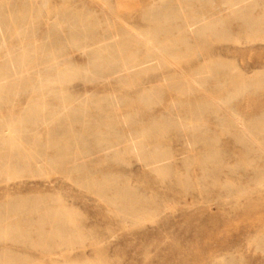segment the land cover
Instances as JSON below:
<instances>
[{
	"label": "rangeland",
	"instance_id": "rangeland-1",
	"mask_svg": "<svg viewBox=\"0 0 264 264\" xmlns=\"http://www.w3.org/2000/svg\"><path fill=\"white\" fill-rule=\"evenodd\" d=\"M237 2L0 0V78L7 53L25 73L0 93V264H264V0Z\"/></svg>",
	"mask_w": 264,
	"mask_h": 264
},
{
	"label": "bare ground",
	"instance_id": "bare-ground-1",
	"mask_svg": "<svg viewBox=\"0 0 264 264\" xmlns=\"http://www.w3.org/2000/svg\"><path fill=\"white\" fill-rule=\"evenodd\" d=\"M231 1V0H229ZM236 1H239L237 3H234L232 4V7L236 6V5H239V4H243V3H246L247 1H250V0H236ZM239 7V6H238ZM236 13V12H235ZM107 19V18H106ZM108 22V19L106 20ZM203 21V20H201ZM201 21H196V22H187L185 27L187 29V31H190V32H193L194 31V28L196 26L199 25V23ZM206 23V22H205ZM109 24V22H108ZM133 31H134V34L136 36V38L141 41L142 43H144L146 46H148L153 52H160V48L158 45H156L154 43V40L151 36H148L146 35L145 33L141 32L140 30L134 28V27H130ZM118 33V32H117ZM120 36L118 35V38ZM117 38V35H114L113 36V39L116 40ZM3 39H4V28L0 22V41L3 43ZM23 44V43H22ZM115 46L119 47V43L118 41L116 40L115 41ZM23 47V46H22ZM9 51V50H8ZM24 52V51H23ZM7 59H8V69H9V74L6 75V72L3 73L2 75V78H0V93L1 92H4L6 90L7 87H9V85L12 84V81L10 80L11 78H13L14 80H18V79H21L24 77V72H22L17 64V60L16 58L12 57L9 53H7ZM24 55V54H23ZM121 62L123 63V68L125 70L128 71L129 67L128 65L124 62L123 58L121 59ZM30 71H28L29 73ZM128 73V72H127ZM30 76V75H29ZM40 78V77H39ZM183 78L185 79V81L188 83V84H194V85H197V87L199 89H202V84L201 82L199 81V78H197L196 76H188L186 74H183ZM22 80V79H21ZM218 107V109H223L226 111V113L224 114V117H225V120H226V123L228 122H231L233 123L234 125H236L238 127V129L242 132V134L245 136V137H250L252 139L253 137V134L251 133V131L247 128L246 124L243 126V125H239L235 119L232 118L233 115H235V111L234 109L230 108L229 106H226L224 105L223 101L221 99H217V101H214ZM7 122V131L9 133V137L8 139L12 140V141H16L17 140V133L19 132V130L17 128H15V125H16V121L14 120H9V121H6ZM22 123V122H21ZM6 131V130H5ZM20 135V134H18ZM140 139V138H139ZM128 141H132L130 143H132L130 145V149L131 151L136 154L137 156L138 155H143V156H147L148 159L149 158H154L155 159V163H159V161L162 160V158L164 157L163 154H160L158 151H155V152H151V151H148L146 150L142 145H140V143H136L135 141L132 140V138H129L127 139ZM138 140V139H137ZM254 141L257 143L258 140L254 139ZM260 144V143H259ZM261 145V144H260ZM263 147V146H262ZM155 150V149H154ZM109 151V150H107ZM141 158V157H140ZM146 159V158H145ZM144 158H142V160H145ZM141 160V159H140ZM57 217V216H55ZM41 226V225H39ZM19 228V227H18ZM39 229V228H38ZM44 229H48L50 232L49 233H46V236H57V234H62V226L60 225H56V226H52L51 224H48V225H45ZM54 229V230H53ZM52 232V233H51ZM71 235V234H70ZM19 236H25L24 233H21L19 234ZM4 237L6 238H9V237H13L11 236V234H9L8 232L4 234ZM57 238V237H56ZM55 238V239H56ZM51 239V238H50ZM7 240V239H6ZM11 240V239H10ZM47 245V244H46ZM48 246V245H47ZM44 249V247H43ZM68 264V263H67Z\"/></svg>",
	"mask_w": 264,
	"mask_h": 264
}]
</instances>
